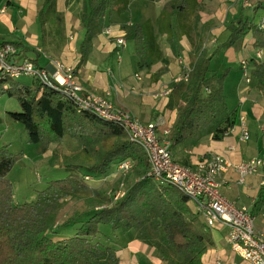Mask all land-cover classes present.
<instances>
[{"label":"trees","instance_id":"obj_1","mask_svg":"<svg viewBox=\"0 0 264 264\" xmlns=\"http://www.w3.org/2000/svg\"><path fill=\"white\" fill-rule=\"evenodd\" d=\"M57 1L44 0L39 11L42 42H45L48 22L64 23ZM130 2L83 0L79 18L84 36L79 45L80 60L76 70L89 61L93 40L108 27L111 13L125 12ZM197 3L198 0H168L159 16L158 33L173 34L175 19L179 27H186ZM244 10L242 7L241 16L227 25L226 40L212 52L204 49L198 56L189 81L171 84L167 107L176 106L177 117L168 138L174 153L197 146L208 135L220 140L238 122V109H229L225 95V80L231 68L213 72L211 64L221 49L239 51L250 34L255 39V46L264 49V29L254 18L245 17ZM253 10H264V1H258ZM122 29L126 40L135 43L139 70L151 68L158 61L168 62L157 42L152 21L122 24ZM170 41L178 54L175 40L171 37ZM14 44L22 48L21 44ZM250 63L257 86L264 94V61L252 59ZM166 70L164 64L155 77ZM2 94L18 99L21 112H10V116L25 126L32 142L45 147L55 142L53 157L60 159L64 153L63 139L69 134L92 152L94 163L75 165L74 172L66 178L51 181L39 192L37 201L17 204L13 184L8 178L16 157L6 146L0 148V264H121L116 249L94 241L101 225L124 232L135 230L141 241L156 248L157 256L164 264H204V254L215 245L212 234L205 229L186 195L153 181L148 175L150 164L144 150L129 139L123 128L99 120L89 112L78 113L73 103L63 100L59 92L44 87L36 79L30 86L18 80H0ZM176 95H179V102H176ZM105 137H112L113 142L109 149L102 150L97 145ZM125 159L135 163L126 176L133 175L137 180L127 187L124 195L117 198L113 194L107 199L105 190H101L88 197L82 208L62 222L64 228L75 222L81 224L74 236L53 240L49 233L59 221L67 198L90 187L84 173L79 172L81 168L105 175L113 162ZM61 163L69 165L64 158ZM182 164L189 166L185 161ZM263 205L264 187L256 203L258 209ZM255 213L252 211L253 215Z\"/></svg>","mask_w":264,"mask_h":264},{"label":"crops","instance_id":"obj_2","mask_svg":"<svg viewBox=\"0 0 264 264\" xmlns=\"http://www.w3.org/2000/svg\"><path fill=\"white\" fill-rule=\"evenodd\" d=\"M4 1H6L7 5L4 4V7L0 10V22L9 29L11 37L6 39L3 34H0V44L3 42L21 44L22 48L15 44L18 48V55L16 56L17 61L30 59L39 66L52 71L53 69L49 59L51 56L47 55L40 46V44L43 43L41 40L42 34H32L29 29L30 24L34 22L35 15L38 16L44 0L42 4V0ZM14 8L17 10L18 14H15L13 11ZM2 9H4L3 12ZM57 9L64 15L65 21L68 20L71 10L69 9L67 11L65 8H61V0L57 1ZM7 11L12 12L8 14ZM232 11L233 8L231 7L230 12ZM218 13H221L220 10H218ZM114 14L115 12L111 13L110 23L108 25V27L111 28L112 33L107 34L102 32L93 40V49L89 57V61L84 67L76 70L78 80L86 88L100 94L108 95L109 99L112 100L118 108L131 113L140 121L151 122L158 120L162 122L159 126L158 133L159 135L165 136V133L170 130L177 117L176 106L173 108L167 107L170 101V87L172 82H176V80L183 74L184 66L192 65L188 63H191L189 60L191 54H193V46L189 42L181 43L180 50L178 49L179 55L176 52L175 55L172 49H165L162 46L164 57L168 61L167 63L158 61L154 63L151 68L139 70L138 59L135 65V72L129 76L130 80L127 81V77H123L122 75L119 76L118 79L114 75V72H112V84H110L108 77L104 74V64L106 60L112 56L120 54V52L126 47L125 45V47L121 50L120 48H117L115 38L116 36L124 37L125 32L122 29V24L128 23L123 21L116 22L114 20ZM261 19L262 18H260V20L256 23L259 24ZM79 21L80 29L75 36L78 41L76 43L77 45H74L72 42H68L60 54L61 59L64 60L65 64L75 68H77V64L80 60L79 45L83 39L84 33L81 20ZM66 29L69 31L68 25ZM19 33H21L22 36H18ZM216 41L217 40L214 39L211 40L210 43L206 42L205 49ZM258 49L259 48L255 46L254 37L251 34L248 35L245 40V45L239 50L244 53L240 58V69L243 58L246 59V56L251 53L253 56L252 59L254 60L255 52ZM222 50L226 49H221L219 53ZM227 50H229L226 53L227 56L232 58L235 57V55L230 52V50H234L233 48H228ZM239 51L234 50V52ZM118 59L119 61L122 60L121 57ZM180 59H184L186 63H182L183 61H180ZM164 64H166L167 70L158 78L155 77L156 73L159 72L160 68H162ZM252 76L253 74L251 72V81ZM168 91L169 93L166 95L165 92ZM226 93L225 88V95ZM226 99L230 110L235 108L238 109V122L230 129L228 134L220 140H215L212 135H208L202 138L197 146L187 148L183 151L178 150L175 153L173 150L172 151L177 161L181 162V164L182 161H185L189 164L188 167L191 168H195L202 157L206 155L214 153L223 155L232 164V166L218 176V181L222 184L220 187L221 194L229 202L234 203L236 206L247 207L251 212L255 211L256 213L254 216L256 217V228L258 231L264 232V205L261 209H258L256 206V203L259 201L262 188L264 187L262 184L264 181V166L256 174L246 177L244 182H240V175L235 168V165L254 157H261L264 159V94L263 92L262 94L255 92L253 88L246 83L233 89L230 96L226 95ZM230 99H234V101L231 102ZM242 117H244L245 126L250 131L251 136L249 140L242 139ZM252 138L254 139V142L250 143ZM120 161L122 160H116L113 162L114 165L112 164V167L114 166V168L117 169V164ZM87 174H89L92 178L101 176L87 172L84 174V178ZM190 206L193 211L197 213L191 200ZM202 221L204 222L203 219ZM205 229L210 231L212 234L215 245L204 254V264H217L218 258L221 259L222 264L230 261L239 264H246L240 256L231 250V247L227 242L228 229L226 227L219 224L214 228H207L205 226ZM214 230L217 231L215 236L213 234ZM127 243H129V246L124 250H117L111 246L116 249L121 264H164L157 256L156 248L153 246L149 247L150 245L141 241L137 237L136 231L134 232V235L128 239ZM107 246L110 245L108 244Z\"/></svg>","mask_w":264,"mask_h":264},{"label":"rangeland","instance_id":"obj_3","mask_svg":"<svg viewBox=\"0 0 264 264\" xmlns=\"http://www.w3.org/2000/svg\"><path fill=\"white\" fill-rule=\"evenodd\" d=\"M167 1L168 0H131L125 12L118 14V12L115 11L114 20L116 22L123 21L128 23L145 22L147 20L152 21L155 25V34H157V42L160 48L162 49V46L165 49L170 48L175 55V48L172 45V41H170L171 37L175 40L179 50L181 43H191L193 46V54H191L189 60L191 63L188 64L192 65L202 51H204L206 42L210 43L211 40H217L206 49L212 52L219 44L226 40L228 32L227 30L225 31V28H227V25L232 20H236L241 16L242 7L245 8L244 16L254 18L255 22H258L264 15V10L259 12H254L253 10L257 2L262 0H249L253 4L251 8L244 6L243 0H198V6L192 13L186 27L183 29L179 27V23L175 19L174 22L176 25L173 34L165 32L158 33L159 16ZM42 2L43 0L41 4ZM4 4L7 5L6 1L0 0V10L4 7ZM82 6L83 0H61V8H65L67 11L70 9L71 11L68 20L65 21L64 18V23H60L58 20L48 22L46 26V35L44 37L45 42H41L42 44H40L41 49L45 51L47 55L64 62L60 56L64 46L68 44V42L77 45L76 43L78 41L75 36L80 29L79 14L82 10ZM231 7L234 12H230ZM14 9L13 11L15 14H18L17 10ZM218 10H220L221 13H218ZM10 12L12 11H7L8 14ZM67 25L69 31L66 29ZM29 29L32 34H41L38 16L35 15L34 22L30 24ZM0 34H3L6 39L11 37L9 29L1 22ZM18 36H22L21 33H19ZM117 37L118 36L115 38L116 46ZM227 51L229 50H222L213 58L211 70L220 71L226 67H231V71L225 82L226 95L230 96L233 89L247 82L245 83L242 70L239 67L240 58L244 53L230 50V52L235 55V57L232 58L227 56ZM120 57L122 58L121 61L118 59ZM246 57V60L251 61L253 56L249 53ZM138 59L134 41H127L126 47L120 54L110 57L104 64V74L108 77L110 84H112V72H114V75L118 79L119 76L122 75L123 77H127V81L130 80L129 76L135 72V65ZM180 61H183L182 63L185 62L184 59H180ZM192 65L187 66L192 68ZM17 80L29 86L33 85L34 82V79L30 76H24ZM247 84L250 85L255 92L262 94V91L257 86L258 81L254 75L252 76V81ZM175 99L176 102H179V95H176ZM230 101L233 102L234 99H230ZM10 112H21L18 99L6 94L0 95V148L6 146L16 157L15 164L8 174V178L13 184V197L15 203L25 204L27 202L37 201L39 192L46 189L51 181L66 178L71 172H74L75 165L80 166L83 164L89 166L94 163L92 152L89 149H85V145L82 142L72 138L69 134L63 139L64 153L62 158H64L70 166L61 163L62 158L58 159L53 157L56 143L52 142L45 147L41 143L32 142L25 126L21 122L14 120L10 116ZM112 142V137H105L97 146L102 150H107L111 147ZM253 142L254 139L252 138L250 143ZM79 172L84 174L87 173L83 168H81ZM136 180L137 178L133 175H123L115 169L114 166L111 167L107 175L96 176L90 180H86L90 187L87 191L77 193V196L75 195L67 198L66 206L61 211L59 221L56 222V225L53 226L49 233L50 237L57 241L74 236L77 228L80 227L81 224L75 222L64 228L62 222L64 219L74 214L75 211L82 208L88 197H93L94 194L99 191L105 190L107 199L113 194H116V197L120 198L126 192L127 187ZM134 232L135 230L124 232L123 230H114L109 225H101L100 232L94 241H99L106 246L109 244L117 250H124L129 246V243H127L128 239L134 235ZM216 232V230L213 231L214 236L217 234ZM149 247L152 246L150 245Z\"/></svg>","mask_w":264,"mask_h":264},{"label":"built area","instance_id":"obj_4","mask_svg":"<svg viewBox=\"0 0 264 264\" xmlns=\"http://www.w3.org/2000/svg\"><path fill=\"white\" fill-rule=\"evenodd\" d=\"M244 6L252 7L249 0H244ZM4 9H2V12ZM264 29V16L259 22ZM104 33L111 34V28L106 27ZM126 45L123 36L117 39V48ZM18 48L12 42L0 44V80H16L24 76L36 79L44 87H49L60 93L63 100L73 103L79 113L89 112L98 119L123 128L129 139L140 145L148 157L150 164L148 175L162 186L173 187L186 195L194 204L195 211L204 220L207 228L222 225L228 229L227 242L231 250L240 256L246 264H264V232L256 228V217L247 207H238L229 202L220 192L221 183L218 176L227 171L232 164L221 154L214 153L202 157L195 168L181 164L172 151L171 141L159 135L158 129L162 122H142L131 113L118 108L108 95L100 94L86 88L78 80L76 68L65 64L59 59L49 57L52 71L39 66L30 59L16 60ZM256 61H264V49L255 52ZM192 68L185 65L184 72L176 82H188ZM241 70L247 83L251 82L252 66L250 61H241ZM168 92H165L168 95ZM242 119V139H250V131ZM264 166V159L254 157L235 165L240 175V182L246 177L256 174ZM134 163L131 159L118 162L117 169L127 175ZM86 180L92 177L85 175ZM264 185V181L262 182ZM217 264H222L217 259ZM224 264H239L225 262Z\"/></svg>","mask_w":264,"mask_h":264}]
</instances>
